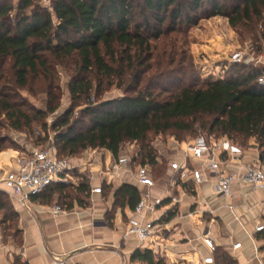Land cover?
<instances>
[{"label":"trees","instance_id":"obj_1","mask_svg":"<svg viewBox=\"0 0 264 264\" xmlns=\"http://www.w3.org/2000/svg\"><path fill=\"white\" fill-rule=\"evenodd\" d=\"M44 1L0 0V74L5 70L11 75L5 81H12L21 90L30 88L31 93L30 85L39 81L49 99L46 111L25 109L0 87V116L11 130L30 133L34 124H43L47 130V118L60 108L56 70L63 66L74 74L69 91L74 106L82 110L80 119L71 121L73 111L69 110L52 124L60 158L71 160L86 152L105 150L117 160L125 144L136 143L141 148L134 160L155 172L165 162L158 163L150 135L171 133L184 143L182 134L195 135L201 130L217 140L226 139L234 145L239 142L236 147L240 149L254 141L264 166V87L258 84L263 69L226 66L222 78L206 81L202 87L189 83L168 96H164L166 90L157 92L148 86L160 71L145 77L153 70L148 64L152 44L162 41V47L170 46L172 34H184V23L194 25L189 16L184 17L186 10L195 13L209 5L207 18H224L240 36L264 42V0H46L50 7L43 5ZM176 64L184 76L179 82L193 78L188 57L169 66ZM114 86L123 90L124 96L102 102L104 92ZM93 96L95 103H91ZM47 140L39 135L36 141ZM8 143L0 134V154L8 149ZM68 190L75 191L74 201L80 207H88L91 188L82 175L78 185H55L44 195L49 194L52 201L54 194ZM103 191L110 194L112 187L103 185ZM140 197L136 187L122 185L114 192V208L107 221L117 209L134 211ZM0 214L5 231L18 230V214L2 191ZM214 254L215 262L230 264L228 255L218 249ZM130 263L164 264L152 252L140 250Z\"/></svg>","mask_w":264,"mask_h":264},{"label":"crops","instance_id":"obj_2","mask_svg":"<svg viewBox=\"0 0 264 264\" xmlns=\"http://www.w3.org/2000/svg\"><path fill=\"white\" fill-rule=\"evenodd\" d=\"M221 140L218 141L222 147L216 154L223 163L224 173L238 172L247 165H262L254 141L249 147L240 149L229 140ZM192 144L184 142L181 147L170 144L169 151L161 153L162 159L158 163L166 162L167 168H162L166 172L159 181L155 180V172L149 166L155 181L150 201H160L161 205L155 213L148 214L146 220L161 223L163 230L168 232L145 242L134 236L127 241L123 239L132 212L129 208L117 209L111 222L107 221L108 213L114 208V192L122 185H132L139 192H146L137 186L134 177L139 162L111 178L110 169L115 159L108 151L86 152L76 165L71 160V165L89 181V205L80 207L76 202L71 209L62 207L64 212L55 215L53 208L58 205L50 201L49 194L31 199L28 208L24 209L4 191L5 172L16 164L18 156L2 153L0 191L7 194L18 214V230L6 240L0 214V264H52L55 260H67L68 264H131V258L138 250L152 252L164 264H206L205 260L212 254L203 244L205 236L214 241L220 253L228 255L230 264H264V230L258 231L260 227L264 228V191L235 184L233 198L217 195L214 192L217 175L200 161L192 160H189L190 167L201 168L205 181L200 187L192 181L182 182L171 171L170 163L184 160L186 150ZM235 152L240 157L238 162L230 159ZM70 177L72 179L71 174ZM103 185L112 187L107 199L104 195L93 194L95 188ZM174 198L179 200L176 205ZM237 244H241V248L235 250ZM213 256L215 258V254ZM214 264L225 263L216 261Z\"/></svg>","mask_w":264,"mask_h":264},{"label":"rangeland","instance_id":"obj_3","mask_svg":"<svg viewBox=\"0 0 264 264\" xmlns=\"http://www.w3.org/2000/svg\"><path fill=\"white\" fill-rule=\"evenodd\" d=\"M16 3L17 0H14ZM43 5L46 7H50L49 1H44ZM210 9L209 5H206L201 11L192 13L189 10L185 11L184 17L189 16L191 20L194 22V25H189L184 23L182 25V30L184 32L183 35L172 34L170 38L172 39V44L170 46L162 47L160 44L162 41L157 42V44H152L151 50V60L148 62L149 65H152L153 70L145 75L147 79L151 78L153 74L159 73V77L154 78L148 86L151 85L150 89L153 91H161L168 92L164 93V96H168L170 93L176 92L178 89L182 88L184 85H188L189 83H196L198 87H202L203 83L212 79L222 78L223 70L227 66V69L230 67V61L232 55L237 51H242L245 53H249L248 62L250 65L248 66H258L261 69L264 68L262 63L255 65L257 61L260 60L262 54H264V42L260 41L259 43H255L252 39L249 38L248 35L240 36V33L233 30L228 21L221 17L215 18H207L208 10ZM168 22H166L162 29L167 27ZM156 45H158L156 47ZM262 48L261 52L258 51L259 48ZM182 57H188L189 63L193 64V78H189L188 80H183V82H179L184 76L180 73V68L176 64L175 66H169L170 63H174V61L178 62ZM8 67L6 66L5 69ZM71 69V67H70ZM159 69V70H155ZM2 71V70H1ZM56 86L59 88L57 92L60 95V108L54 114L47 118V130L43 128V124H34L33 129L30 133H19L10 129L8 122L2 116H0V125L3 129H0V134L9 139L10 143L6 144L8 149H5L4 152H10V156L21 155L24 153L30 152L34 147H43L48 146L50 143V138L55 137V132L52 130V124L58 121L62 115L69 111H73V115L71 116V121L81 118V108L75 107L72 101V96L69 91V85L71 81V77L74 75L73 72H68L69 69L63 66H58L56 70ZM154 71V72H153ZM2 76V81L0 83V87L5 88L6 93L10 96L14 97L16 102L23 105L25 109H34L39 111H46L49 103L48 96L43 90L40 88L42 84L37 81L32 83L30 87L33 88L34 93H31L29 90H21L11 81L10 83L5 81L6 77H11L6 74L5 70L0 74ZM10 79V78H9ZM166 90V91H165ZM124 96V91L118 89L116 86L112 87L109 90H106L100 100L102 102L114 100ZM97 100L93 96L91 99V103H95ZM41 136L42 139L48 137V140L42 141L38 143L36 140ZM184 142L190 143L194 142L199 137H205L209 139L210 136L206 131L199 130L195 135H183ZM176 140V137L171 133L155 136L150 135L149 141L152 144L153 149L157 152L158 156H161V153H165L169 151L170 143ZM13 146H11L12 144ZM235 143V142H234ZM251 143V142H250ZM249 142L245 143V147H249ZM237 146L240 143H235ZM235 145V146H236ZM140 144L136 143H127L123 146L121 156L123 155H133L135 153H139ZM1 153V154H2ZM0 154V155H1ZM82 155L72 158L75 163L74 165L80 163L79 160ZM77 161V162H76ZM166 166V162L164 164ZM166 170L157 169L155 171V180L159 181L163 178ZM72 179H70V185H78L81 178V172L78 168H75L74 172L71 173ZM3 192V191H2ZM107 199L110 194L105 193L104 191L101 194ZM67 196V197H65ZM7 199V198H5ZM77 199V194L73 190H68L64 192L62 195L54 194L52 203H56L58 206L65 207V205L69 206L71 204L76 203L74 200ZM112 212V211H111ZM110 215H108V218ZM111 222V221H109ZM3 229H6L3 227ZM14 229L4 231L6 233L5 239H9V235L13 233ZM168 232L167 230H163L162 233ZM19 240L16 241L18 243Z\"/></svg>","mask_w":264,"mask_h":264},{"label":"built area","instance_id":"obj_4","mask_svg":"<svg viewBox=\"0 0 264 264\" xmlns=\"http://www.w3.org/2000/svg\"><path fill=\"white\" fill-rule=\"evenodd\" d=\"M249 53L237 51L232 55L231 65H250L248 62ZM262 63L264 66V54L255 65ZM255 68L261 69L258 66ZM226 68L223 70V75ZM258 84L264 87V68L262 74L258 78ZM222 141V140H221ZM171 147H181L183 143L173 140ZM221 142L210 137H199L194 140L193 144L186 150V156L181 162L175 161L170 163V169L179 179L183 181H192L196 187H200L205 179L201 168H191L189 160L200 161L206 166V169L217 175L214 182V192L217 195L225 198H233V185L244 184L248 185L254 191H264V167L261 164H252L244 166L238 172L224 173L222 171L223 163L219 159L216 152L221 149ZM133 155H125L115 160L111 166V178L115 177L121 171L128 169L132 163L137 164ZM18 160L10 170H7L2 181L4 191L17 203L21 208H28L29 202L33 198H39L50 188L55 185L69 184L70 174L75 168L71 165V160L60 158L58 150L55 146L54 138H50V143L45 147H34L27 154L17 155ZM158 162H161V157L158 156ZM232 162H238L240 157L237 152L232 153ZM136 184L139 188L145 189L146 192H140V201L134 211L131 212L128 223L126 224L124 241L131 237H137L141 242L159 238L162 233L163 225L156 221H148V214L155 213L161 205L160 201L153 203L150 201V191L155 187V181L152 176V170L148 165L139 164L134 174ZM177 183V180H176ZM93 194L101 195L102 188L98 187L93 190ZM178 199H173V204L176 205ZM232 208V207H230ZM64 209L60 206L53 208L55 215H60ZM264 230L263 227L258 229L259 232ZM204 246L212 254L205 260L206 264H214V253L216 245L214 241L205 236L203 238ZM241 248V244L234 246L235 250ZM52 264H68L67 260H55Z\"/></svg>","mask_w":264,"mask_h":264}]
</instances>
